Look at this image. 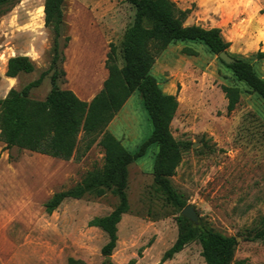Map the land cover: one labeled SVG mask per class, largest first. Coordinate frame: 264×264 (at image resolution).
<instances>
[{
	"label": "rangeland",
	"instance_id": "1",
	"mask_svg": "<svg viewBox=\"0 0 264 264\" xmlns=\"http://www.w3.org/2000/svg\"><path fill=\"white\" fill-rule=\"evenodd\" d=\"M173 1L180 9H190L185 25L218 27L230 43L228 51L249 61L264 79V58L256 57L258 50L264 51V0ZM43 2L19 0L0 14V98L49 67L54 34L44 24ZM63 13L71 39L62 63L66 82L60 87L88 97L107 77L109 43L115 47L117 65H123L120 44L135 9L126 0H65ZM184 48L195 53L186 54ZM14 55L28 56L34 71L19 74L10 84L5 69ZM151 72L162 91L178 100L170 130L181 161L169 178L172 187L193 206L199 223L236 238L231 264H264V237H254L264 228V99L237 81L226 63L199 41L171 43L156 57ZM222 84L241 90L229 115ZM49 89L48 73L30 97L42 100ZM107 129L131 153L149 138L152 126L138 90ZM1 152H6L8 165L3 163L0 176V264H67L68 257L87 264H127L131 259L134 264H206L197 240L162 259L177 238L181 211L154 189L155 143L128 166L129 210L117 225L110 256L101 254L106 235L88 221L113 209L117 199L111 191L65 199L51 214L43 207L54 192L73 187L86 172L103 166L97 141L69 160L13 148L16 160L10 161L4 145Z\"/></svg>",
	"mask_w": 264,
	"mask_h": 264
},
{
	"label": "trees",
	"instance_id": "2",
	"mask_svg": "<svg viewBox=\"0 0 264 264\" xmlns=\"http://www.w3.org/2000/svg\"><path fill=\"white\" fill-rule=\"evenodd\" d=\"M126 1L134 7L135 13L132 23L124 30L120 44L123 65H117L115 47L109 43L105 59L107 77L89 102L81 100L71 89L60 87L66 82L62 63L65 61L64 50L71 39L65 33V0L43 2L44 24L51 27L54 34L49 67L38 78L19 89L11 87L0 98V141L8 150L10 161L16 160L10 153L13 148L69 160L83 155L96 141L102 147L103 166L86 172L73 187L54 192L43 203V207L47 214H51L65 199H79L87 194L102 196L107 190L111 191L117 199L113 209L88 221L89 226L98 228L107 237L101 248L103 256H110L115 249L117 225L122 215L129 210L128 166L143 155L150 144L157 145L152 170L155 191L178 211L186 206V201L174 190L169 180L176 174L181 161L179 145L170 130L178 107L177 96L162 91L151 72L156 57L168 45L177 41H199L216 55L226 51L233 58L226 67L236 80L264 99V79L254 71L249 61L228 51L230 43L222 38L218 27L185 25L190 9L178 8L173 0ZM18 2L0 0V14L11 10ZM183 51L186 54L195 53L191 48H184ZM256 57L264 58V51L258 50ZM33 71L34 64L28 56L14 55L7 60L5 75L17 77L21 73ZM48 73L50 89L46 96L42 100L32 99L30 90L38 87ZM135 90L140 92L152 130L149 138L135 153H131L107 126ZM221 90L227 101L226 115H229L239 102L241 90L236 85L227 84H222ZM177 224V238L165 251L163 260L172 258L187 243L197 240L206 264H231L237 243L234 236L221 234L201 223L194 225L181 213L177 217ZM254 237H264V228ZM134 263V259L127 262ZM67 264L87 263L68 257ZM101 264L115 263L103 261Z\"/></svg>",
	"mask_w": 264,
	"mask_h": 264
},
{
	"label": "water",
	"instance_id": "3",
	"mask_svg": "<svg viewBox=\"0 0 264 264\" xmlns=\"http://www.w3.org/2000/svg\"><path fill=\"white\" fill-rule=\"evenodd\" d=\"M218 57L226 64H229L233 61V58L226 51L219 52ZM181 215L190 220L194 225H197L199 223L198 215L192 205H186L181 210Z\"/></svg>",
	"mask_w": 264,
	"mask_h": 264
},
{
	"label": "crops",
	"instance_id": "4",
	"mask_svg": "<svg viewBox=\"0 0 264 264\" xmlns=\"http://www.w3.org/2000/svg\"><path fill=\"white\" fill-rule=\"evenodd\" d=\"M6 64H7V62H6ZM5 71H6V69H5ZM67 76H68V78H69V72L67 71ZM5 78L7 79V82L8 83H14V81H15V79H16V77H8V76H6L5 75ZM70 89H72V87L70 88ZM101 89V87L94 93V94H92L91 96H88V97H83V96H80V95H78V94H76V92L74 91V90H72L81 100H84V101H87V102H89L90 100H91V98L99 91ZM7 92L8 91H6V93L3 95V97L7 94ZM2 97V98H3ZM128 100V99H127ZM127 100H126V102H127ZM3 143L0 141V153H1V156H0V176H1V169H2V165H3V163H6L7 165H8V161H7V154H6V152H1V149H2V147H3ZM5 155V156H4ZM53 158V157H52ZM13 206V205H12Z\"/></svg>",
	"mask_w": 264,
	"mask_h": 264
}]
</instances>
